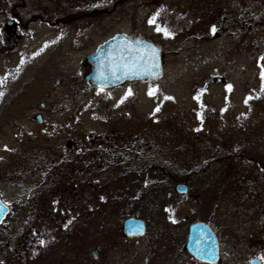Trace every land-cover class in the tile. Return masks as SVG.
I'll list each match as a JSON object with an SVG mask.
<instances>
[{
  "label": "rangeland",
  "instance_id": "rangeland-1",
  "mask_svg": "<svg viewBox=\"0 0 264 264\" xmlns=\"http://www.w3.org/2000/svg\"><path fill=\"white\" fill-rule=\"evenodd\" d=\"M39 1L51 11H89L90 24L100 27L93 46L122 31L152 40L163 71L92 90L91 107L73 120L86 132L119 131L120 158L94 152L91 176L70 174L68 160L55 165L56 155L66 157L54 150L61 138L31 120L41 101L50 119L68 115L73 97L79 103L84 80L71 74L81 73V62L44 67L55 74L44 77L30 108L15 96L10 110L0 109V194L10 206L0 225V264H199L184 250L196 220L219 239L215 264H264V0ZM34 67L15 53L0 55L12 94L29 93L16 79ZM177 182L188 192H175ZM129 215L146 221L143 235L122 234Z\"/></svg>",
  "mask_w": 264,
  "mask_h": 264
},
{
  "label": "flooded vegetation",
  "instance_id": "flooded-vegetation-1",
  "mask_svg": "<svg viewBox=\"0 0 264 264\" xmlns=\"http://www.w3.org/2000/svg\"><path fill=\"white\" fill-rule=\"evenodd\" d=\"M29 1L30 0H0V55L4 58V55L7 53L10 56L15 53L20 61H24L31 65L35 64L37 68L34 67V69L31 70L32 74L29 78L23 79L18 76L16 79L22 80L20 84L22 82L27 83L25 89L29 93L23 90L21 94L19 92L12 94L11 90L13 84L11 82L8 83L6 79L8 77L5 76V78L2 75L0 76V81H2L0 82V87H7V89L0 94V109L2 112L10 110L13 100L16 98L15 96H22L24 98L23 100H26L25 105L28 106L27 108H30L32 105L31 100L42 92V89L38 87L44 84V77H50V74H55L51 72V67L46 69L44 67L54 64H63L68 67L70 63H72V59L73 61L81 62L83 65L81 73L76 72L71 74L76 77L82 76L84 80L85 89H80L81 94H79V103L76 104L75 98L68 92L69 95L73 97V100H70L71 110L68 115L63 116L61 119H50L43 110L45 108V103L41 101L39 103L40 110L33 111L31 120L40 125H49L48 127L52 134L55 137L61 138L54 150L65 152L66 157H64L62 153L56 155L55 165L64 163L65 160H68V163L75 165H69V168L73 166L71 168L72 173L69 168L66 167L67 169L65 170H68L70 174L83 175L84 177L87 175L91 176L92 160L96 161L97 159L94 158V152L99 153L98 159L100 160L104 155L110 158H115L114 155H116L117 158H120L118 148H115V146H118L117 143L120 138L119 131L114 133V130L110 129H106L105 131L95 129L86 132L87 130L84 126H79L80 123L73 119L77 118L86 109L89 110V107H91L92 90L109 91L118 86L98 88L86 77L93 66V61L89 59V56L97 49L99 44L119 32H114L111 36L93 46L91 44L94 38L98 36V32L94 30L100 27H94V25L90 24L91 21L89 19L92 18V15L89 11L84 9H57L52 11L47 9V11L43 7L41 9V1L31 0V3ZM46 16H54V18ZM221 27L222 28L217 30V34L222 30L224 31V25ZM50 28H54V30ZM4 51L6 52L2 53ZM9 68L13 69L12 72H8ZM6 72L11 76L14 73V68L8 67ZM60 81L61 78H56L55 83H60ZM69 89V91H72L75 88ZM28 99L30 100L27 101ZM58 110H60V108H58ZM36 116L39 117V120L35 119ZM48 118L50 120H48ZM117 166L119 167V163ZM121 170L123 171V168ZM88 182L89 181L85 179L86 188L84 193L86 201L88 198L90 202L92 199V190L91 184ZM249 186L250 190L252 186ZM81 196L82 192L79 193L80 198ZM247 200L248 197L245 201ZM260 221L262 223L264 222L263 216L260 217Z\"/></svg>",
  "mask_w": 264,
  "mask_h": 264
},
{
  "label": "water",
  "instance_id": "water-1",
  "mask_svg": "<svg viewBox=\"0 0 264 264\" xmlns=\"http://www.w3.org/2000/svg\"><path fill=\"white\" fill-rule=\"evenodd\" d=\"M89 59L93 61L92 70L87 78L99 87H108L121 83L127 79H154L162 74V57L160 49L151 41L140 36L131 38L129 35L119 33L99 45ZM135 67L128 70L125 64ZM12 68L8 72H12ZM220 81L219 77H213ZM39 117L36 116L35 119ZM188 187L184 183H177L175 190L185 193ZM9 205L0 195V224L9 213ZM122 233L125 236H139L146 231V224L142 218L128 216L122 222ZM184 248L195 259L210 264L219 258L218 240L210 226L204 221H195L188 225L187 240ZM92 256H97L93 249ZM247 264H261L259 259L252 258Z\"/></svg>",
  "mask_w": 264,
  "mask_h": 264
},
{
  "label": "snow or ice",
  "instance_id": "snow-or-ice-1",
  "mask_svg": "<svg viewBox=\"0 0 264 264\" xmlns=\"http://www.w3.org/2000/svg\"><path fill=\"white\" fill-rule=\"evenodd\" d=\"M154 19H155V17H153L152 19H150V20H149V23H150V24L153 23V22H154ZM156 30L159 31V32H163V34H164L165 36H169V35H171V33H170L166 28L161 27V26H159V25L157 26ZM212 30L215 31V27H213ZM21 63H23V61H21ZM135 66H136L135 63H133L131 66H130L129 64H125V65H124V67H125L126 69H128V70H131V69L134 68ZM262 76H264V73H262ZM0 82H2V81H0ZM226 87L230 88L231 86H230V85H227ZM130 94H131V90H129L125 95H130ZM152 94H153V91H152V90H149V95H152ZM122 99H123V98H122ZM40 243L42 244L43 241H40Z\"/></svg>",
  "mask_w": 264,
  "mask_h": 264
}]
</instances>
